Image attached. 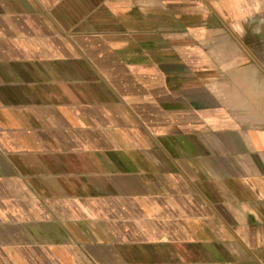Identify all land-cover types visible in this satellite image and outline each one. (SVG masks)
I'll use <instances>...</instances> for the list:
<instances>
[{"label":"crops","instance_id":"crops-1","mask_svg":"<svg viewBox=\"0 0 264 264\" xmlns=\"http://www.w3.org/2000/svg\"><path fill=\"white\" fill-rule=\"evenodd\" d=\"M0 264H264V0H0Z\"/></svg>","mask_w":264,"mask_h":264},{"label":"rangeland","instance_id":"rangeland-1","mask_svg":"<svg viewBox=\"0 0 264 264\" xmlns=\"http://www.w3.org/2000/svg\"><path fill=\"white\" fill-rule=\"evenodd\" d=\"M216 16H217V15H214V21H215L214 23H215V24H216V23L219 24V23H220V22H219V19H218V21L216 22ZM209 32H210V31H209Z\"/></svg>","mask_w":264,"mask_h":264}]
</instances>
